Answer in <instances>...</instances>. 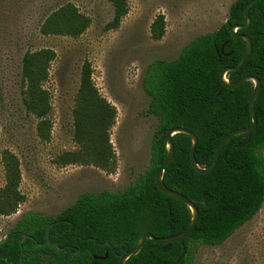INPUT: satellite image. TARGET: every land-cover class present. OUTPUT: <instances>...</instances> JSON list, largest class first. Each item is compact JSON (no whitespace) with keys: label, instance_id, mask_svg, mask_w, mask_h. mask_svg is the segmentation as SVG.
Returning <instances> with one entry per match:
<instances>
[{"label":"trees","instance_id":"obj_1","mask_svg":"<svg viewBox=\"0 0 264 264\" xmlns=\"http://www.w3.org/2000/svg\"><path fill=\"white\" fill-rule=\"evenodd\" d=\"M248 1H233L224 23L193 38L174 59L154 60L145 67L140 86L149 98L147 112L156 118L157 125L149 163L134 183L116 192L81 193L53 218L39 213L24 214L0 241V264H117L122 252L129 250L140 234L166 239L188 226L191 215L187 206L160 193L154 184V172L166 153L164 134L173 127L190 131L196 137L194 163L207 168L219 140L229 131L250 125L247 102L252 83L243 81L227 89L218 78L223 68L236 65L242 56L245 42L232 38L227 26L244 24L243 7ZM107 2L111 17L104 30H111L126 15L127 2ZM248 17L249 25L235 33L249 38L250 53L241 67L225 74L229 83L245 75L259 81L254 98L256 125L247 144L237 147L242 135L229 138L214 168L200 174L189 163L190 138L182 133L173 134V153L160 175L161 183L193 204L197 220L181 244L170 243L169 249L162 252L163 245L145 239L124 264H191L190 243L218 245L259 210L264 199V0L249 7ZM88 26L89 18L65 2L42 19L38 33L76 38ZM163 33V18L158 15L149 25L150 39L158 41ZM53 58L54 52L47 48L25 51L18 74L24 112L35 119V135L42 142L49 139L50 95L43 84ZM114 117V108L98 95L90 80L89 64L83 61L71 109V138L76 147L56 159L62 165L93 166L104 173L113 171L108 132ZM0 161L4 177L0 215L6 216L25 197L18 189L16 158L4 150ZM50 223L48 242L38 246ZM104 255L103 259L93 258Z\"/></svg>","mask_w":264,"mask_h":264},{"label":"rangeland","instance_id":"obj_2","mask_svg":"<svg viewBox=\"0 0 264 264\" xmlns=\"http://www.w3.org/2000/svg\"><path fill=\"white\" fill-rule=\"evenodd\" d=\"M235 0H126L127 13L118 27L104 30L111 17L107 0H0V156L10 152L19 169L23 203L0 215V241L26 213L55 217L78 195L125 189L149 163L157 120L147 112L149 98L140 86L145 67L154 60H172L198 35L216 30L226 21ZM71 3L89 18L76 38L41 36L38 26L58 5ZM162 16L164 33L158 41L149 25ZM54 52L43 87L49 92V139L40 141L35 119L24 112L20 59L25 51ZM98 95L115 111L108 132L113 171L93 166L62 165L57 156L72 151L71 109L82 62ZM4 177L0 161V190ZM191 264H264V199L257 213L222 243H190Z\"/></svg>","mask_w":264,"mask_h":264},{"label":"water","instance_id":"obj_3","mask_svg":"<svg viewBox=\"0 0 264 264\" xmlns=\"http://www.w3.org/2000/svg\"><path fill=\"white\" fill-rule=\"evenodd\" d=\"M258 0H249L243 7V18H244V24L243 25H232L230 27L227 26L229 33L231 35L232 38L234 39H242L245 42V46H244V50L242 53V56L239 60V62L232 66V67H225L223 68L220 73H219V81L221 83V85L224 88L227 89H233L235 87H237L241 82L243 81H250L252 83V90L251 93L249 95L248 98V102H247V108H248V113H249V117H250V125L246 128H241V129H235L232 131H229L228 133H226L217 143L215 150H214V154L212 157V161L211 164L209 165V167L207 168H199L196 166V164L194 163V159H193V151H194V146L196 143V137L188 130L180 128V127H173V128H169L165 134H164V142H165V148H166V153L165 156L163 158V160L161 161L160 165L158 166V168L155 170L154 172V184L156 189L169 197L175 198L177 200H179L180 202H182L183 204H185L187 206V208L190 211V222L188 224V226L182 230L180 233L173 235L169 238L166 239H157L155 237H153L151 234L149 233H142L140 234V236L138 237V239L136 240L135 244L127 251L122 252V254L119 256L118 258V263L117 264H124L125 261L132 255H134L142 246L143 241L145 239H149L151 240L154 244H160L163 245V247L161 248L162 252H166L169 249V245L170 243H182V240L190 233V231L192 230V228L194 227V224L197 220V210L195 209V207L193 206L192 203H190L184 196H182L181 194H179L178 192H175L173 190L167 189L162 183H161V179H160V175L163 171V169L165 168V166L169 163V161L171 160L172 157V153H173V148H172V143H171V136L175 133H182L186 136H188L190 138L191 141V148L189 151V163L191 165V167L198 173L200 174H206L208 172H210L218 159V156L224 146V144L227 142V140L233 136L236 135H242V139L241 141L237 144V147H243L244 145L247 144L248 140H249V135L250 133L254 130L255 125H256V121H255V114H254V98L259 90V81L252 76H242L240 77L238 80H236L235 82L229 83L226 78H225V74L229 71H234L236 69H238L239 67H241V65L244 63V61L246 60V58L248 57L250 50H251V46H250V41L249 38L246 35H238L235 33V31L239 28H246L249 25L250 19L248 17V10L249 7ZM221 51V48H220ZM52 226V223L48 224L45 228V232H44V240L42 243L37 244L38 246H42L45 245L48 242V232L50 227ZM24 238H27V235H23ZM21 240H18V244H20ZM75 255L78 254V250H76L74 252ZM105 257V255L103 257H93V258H97V259H103Z\"/></svg>","mask_w":264,"mask_h":264}]
</instances>
